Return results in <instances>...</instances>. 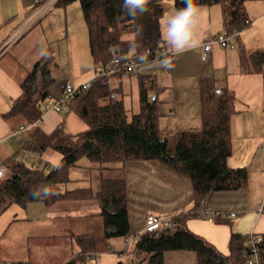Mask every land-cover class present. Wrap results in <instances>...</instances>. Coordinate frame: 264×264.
Returning a JSON list of instances; mask_svg holds the SVG:
<instances>
[{"label":"trees","instance_id":"16d2710c","mask_svg":"<svg viewBox=\"0 0 264 264\" xmlns=\"http://www.w3.org/2000/svg\"><path fill=\"white\" fill-rule=\"evenodd\" d=\"M75 0H58L66 5ZM88 33V45L94 73L107 66L112 58L120 63L133 58L142 63L152 60L162 49L159 19L164 11V0H148V11L131 18L122 9L123 0H77ZM175 8H182L185 0H171ZM249 0H194L197 4H218L222 10V27L225 35L239 32L250 24L246 11ZM132 33L130 41L123 35ZM241 73H258L264 69V50L238 49ZM56 63L52 56L38 59L19 82L20 93L12 99L9 109L1 114L12 128L22 123L32 124L41 117L43 101L52 97L50 85ZM97 74L87 88L77 92L65 105L86 127L74 134L64 130L60 121L46 132L40 124L30 126V138L21 143L28 150L43 152L51 148L60 153L55 166L46 170L48 163L39 168L25 163L15 154L0 161L5 173L0 178V213L10 204L24 207L27 203L42 202L52 205L59 202H93L95 214L101 221L104 238L128 237L133 230L127 217L124 177H108L104 170L122 169L127 161L158 162L190 179L194 204L206 206L211 195L220 191L242 190L248 184L246 167H232L227 159L231 154L230 119L235 112L234 95L226 85H218L211 74L198 78L200 126L174 133L172 142L161 133L155 98L148 97L151 82L139 79V109L128 115L119 88L111 90L107 80L111 75ZM72 166L97 171L99 185L92 184L60 190L69 180ZM93 171V172H92ZM95 174V175H96ZM194 216L190 211L171 216L170 226L137 234L131 250L132 264H164L166 251L189 250L196 253L193 264H247L242 257L246 239L232 232L228 252L223 253L204 237L191 231L186 221ZM75 235L79 248L75 256L60 264H79L85 261L95 242L91 234ZM258 244L261 263L264 264V234ZM6 264H33L29 261H12ZM84 264H87L84 262Z\"/></svg>","mask_w":264,"mask_h":264},{"label":"crops","instance_id":"0c3cea01","mask_svg":"<svg viewBox=\"0 0 264 264\" xmlns=\"http://www.w3.org/2000/svg\"><path fill=\"white\" fill-rule=\"evenodd\" d=\"M247 3L250 2L247 1ZM35 5V0H0V45L8 38L14 40L0 54V126L4 125L7 128L5 132L0 134V141H2L1 139L8 130L12 128L1 118V114L9 109L8 104L11 105L12 99L19 95V82L38 59L52 56L56 64L66 65L68 68V78L66 80H69L73 85L84 83L93 76V65L86 26L83 33L84 37L80 38V47L75 50V46L72 45L73 40H75V34L71 32H75V20H70L68 17L67 5L58 7L57 4H53L36 19L32 15ZM198 5L203 11L201 21H207L205 18L207 11L209 17H211L212 9H217V20L222 24L221 7L214 8V5L218 4L208 6L203 4ZM54 7H58L57 11L64 18V48H57L58 52H64V58L61 60L55 51L56 40H52V36L54 35L50 32L55 27L50 25L51 30H49L48 19H46L47 13ZM175 10L168 6V9L165 10L164 8L163 14L166 12L171 13ZM251 15L254 21L261 23L259 31L264 32V11H254ZM159 25L161 30L160 19ZM242 30L237 32L233 38L238 45L236 51L234 50L235 45L233 46V43H230V47H224L223 51L218 47L217 43H213L206 59L201 58V50L203 42L210 35L203 37L200 47L185 52L180 56H175L173 51L165 50L169 53L172 67L168 70L163 69L165 74H171V77L167 80L164 78V82L160 83L158 80L156 81L152 74H147L146 72L143 74L136 73L138 84L139 79L143 78L154 86L152 89H148L151 90L150 92L148 91V97L155 98L156 100L159 113L158 125L164 136L178 130L196 129L200 126L199 90L198 83H194V80L198 81L199 76L211 74L217 78L218 85L227 86L235 98V112L230 119L231 154L227 159V163L232 167H242V164L246 162L248 167H244L248 171L247 187L242 190L215 192L211 195L206 206L200 205L194 208L191 182L187 176L163 163L144 162L141 160L127 161L122 165V169H119L121 166L118 165L119 167L115 171L119 173L118 175L122 173L125 180L127 217L132 227L133 235L137 236L138 233L143 231L144 218L148 214L156 215L162 219H170L171 216L187 211L194 214V216L187 219V227L214 244L223 253H227L229 250L228 240L232 232L239 233L245 238L248 233L256 235L264 234V150L260 148V143L264 137V103L250 104L243 102V108L241 110L237 109L235 106L237 97L228 78L229 75L220 77L213 71V58L218 52H222L219 54L224 55L226 63L229 60L233 64L234 61L237 63L235 71L239 75H243L240 77L241 81L244 77L247 79L251 75L248 81L260 83L264 94V69L258 73L248 74L241 73L239 70L238 49L240 45L248 51L264 50L262 46H260L261 48H248L242 44L240 35L246 33L245 30ZM227 36L230 42L231 38L229 35ZM75 52L78 53V61L76 62H79L77 74L75 73ZM194 55L198 57L199 66L188 65L189 59ZM209 58L212 60L211 65H207L206 63ZM183 69L188 72H183ZM225 74H228L227 71H225ZM258 74L261 76H254ZM129 75L115 74L109 76L107 80L111 90L119 88L122 98H124L125 86L127 84L126 81H123V77L126 78ZM185 77L187 78L183 81L182 78ZM158 78L161 79L160 77ZM186 82H191L190 87H186ZM60 85L62 87V82ZM52 112L56 113L52 110L42 113V122L44 116ZM8 139H5V141ZM251 140L254 143H250ZM86 169L88 171L89 184L95 181V186L97 187L99 185V176L97 174L93 175L88 168ZM60 203L63 204L61 205ZM71 205H75V207H79L82 210L90 207L92 210L90 214H86V210L79 211V214L76 215L77 217L75 216V219H78L75 229L71 228V221L66 220L67 218L63 219V217H66V213L59 215V212L57 213L53 210V207L67 208L71 207ZM23 209L27 220L30 218L37 219L35 224L29 228L31 230L30 235H39L34 237L69 238L64 240V247L72 252L69 259L75 256V252L79 248V244L69 235L71 233L91 234L89 239H93L95 242V249L90 251L89 254H96V256L98 253L107 250L117 252L118 256H121L126 250L125 246L128 245V242L124 239L125 237H122L120 240L117 239V236L104 238L100 230L99 238H103L99 242L96 233L91 231L86 232L84 231L85 229H81L83 227L80 225V222L83 219H90V224L96 222L97 216L95 214L98 212V207L93 202L67 201L49 206L42 202H31L27 203ZM223 212H233L235 215L223 217L221 215ZM69 215L67 214V216ZM210 215H213L214 218L209 219ZM32 221L34 222V220ZM196 258V253L189 250L166 251L163 255L164 264H193ZM77 262L79 264L87 263L86 260L83 261L81 259ZM95 264L98 263L95 261ZM100 264L104 263L101 262Z\"/></svg>","mask_w":264,"mask_h":264},{"label":"rangeland","instance_id":"374dc122","mask_svg":"<svg viewBox=\"0 0 264 264\" xmlns=\"http://www.w3.org/2000/svg\"><path fill=\"white\" fill-rule=\"evenodd\" d=\"M250 3L246 4V11L248 18L250 19V24L245 27L243 30L246 31V33L240 35V41L242 44H244L248 48H254L260 46L264 47V32L259 31V27L261 25L260 22H256L253 20L251 13L253 14L254 11H264V1H257V0H249ZM253 2V3H251ZM258 2V3H256ZM251 4V6H250ZM257 4V5H252ZM67 8V15L70 18V20H75V40H73L72 45L75 46V50H77L80 43V38L82 36L84 37V29H85V22L82 18L81 14V8L79 5V2L77 0L71 1L66 4ZM61 5H58V7ZM163 6L166 9H168V6L172 7V9H177L174 7L173 2L171 0H164ZM247 6H249L247 8ZM58 7H54L50 12L47 13L46 19H48V28L50 29V25H53L55 29H52L50 32L52 33L53 39L56 40L55 45V51L58 53L60 60L64 58V52H58L59 47L64 48V18L60 16L59 12L57 11ZM214 8H220L219 5H214ZM217 9H212L211 17L208 15L205 16L206 20H202L200 23V32L202 37L210 35V36H217L219 34H224L222 24L219 20H217ZM172 11L171 13H173ZM171 13H164L161 15L160 18V24L162 26L163 22L167 18V16ZM50 14V17H49ZM219 17V16H218ZM254 23L252 24V22ZM70 22V21H69ZM263 23V20H262ZM242 30V31H243ZM237 34V32H233L229 34L230 36V43H233L234 50H237V44L235 42L234 36ZM208 37V36H207ZM123 38L125 40L130 41L132 39V33L127 32L123 35ZM218 44V43H217ZM54 45V44H50ZM58 46V47H57ZM161 50H167L172 51L171 47L168 45V43L164 40L163 43H161ZM218 47L223 51L224 47H222L220 44H218ZM54 48V46H52ZM63 48H61L63 50ZM170 48V49H169ZM218 52L214 58H213V64L214 68L213 71L220 77H223L224 75H229L228 78L231 81V85L233 89L235 90V94L237 97L236 101V108L241 110L243 108V102H248L250 104H259L264 103L263 98V91H262V85L260 83H252L248 81L250 80L251 75H247V79L245 77L241 81L240 77L243 75H239L237 71H235L237 67V63L234 61V64L229 60L226 63V60L224 59V55H221ZM61 55V56H60ZM78 61V53L75 52V73L77 74L79 71V62ZM159 61L157 59H152L150 61L138 63L137 66L133 68V71L129 73L130 75L128 77H123V81H126L127 84L125 86V92H124V106L128 113V115H131L132 113H135L139 109V84H138V76L137 73L143 74H152L156 81L158 80L160 83L164 82V78L167 80L171 77V74H165L163 69L160 67H151V65L148 64H155ZM207 65L212 64L211 58H209L206 61ZM189 66H199L198 57L195 55L189 59L188 62ZM183 72L187 73L188 71L183 69ZM225 71H227L228 74H225ZM94 75V71H93ZM52 76L54 77L52 84L50 85V94L52 95V98H58L60 95V89H61V82L62 85L65 82V80L68 78V68L64 64L57 63L55 67L52 69ZM255 77H260L261 75H254ZM93 77V76H92ZM160 77L161 79H159ZM187 77L182 78L184 81ZM90 78L89 80H91ZM86 82V81H85ZM148 82V81H147ZM194 83L197 84L198 81L194 80ZM224 83V82H223ZM186 87H190L191 82H186ZM169 89V88H168ZM149 92L151 90H148ZM3 105V103H1ZM10 107V105L8 104ZM59 121H62L64 123V130L68 134H74L78 131L83 130L86 125L78 119L72 112H66L65 108L63 107L60 111L54 113H48L44 116L42 124H40V127L43 131H50L52 130ZM25 124V123H22ZM1 125V124H0ZM7 128L2 125L0 126V134L5 132ZM30 129H27L21 136L20 141L17 142L12 139H8L7 141L2 140L0 141V161L6 159L8 156L15 154V157H19L20 153L22 152V148L20 143L23 141H26L30 137L29 133ZM174 133L172 134H166L167 138L169 139V142H172ZM264 139V137L262 138ZM252 142V140L250 141ZM252 145V144H251ZM60 153L58 151H55L51 148H45L43 152L41 153V157L45 158L47 160V167L46 170L51 169L53 166H55L60 158ZM25 163L30 165L31 162L29 160H25ZM242 166L248 167L246 162L242 164ZM97 171L93 172V175H95ZM119 173L113 170H104L103 175L108 177H116ZM88 171L86 168L82 166H72L69 169L68 176L69 180L61 184L60 190H69L73 189L75 187H81V186H87L89 185L88 180ZM93 187H96L95 181L91 183ZM61 205L63 203H60ZM73 204V203H71ZM68 206H70L68 204ZM79 207H75V205H71V207L67 208H56L53 207L54 212H59V215H63L66 213V217H63V219L67 218L66 220L71 221V228L75 229V225L78 224V219H75V216L79 214L80 209ZM59 210V211H58ZM84 210V209H83ZM82 210V211H83ZM86 214L91 213V208L88 207L85 209ZM84 210V211H85ZM52 212V211H51ZM53 212V214H54ZM24 209L21 205L12 203L10 204L6 209H4L0 213V264H6L12 261H29L33 264H60L67 259H69L72 252L67 250L66 247H64V240H67L69 238H53V237H34L39 235H30V229L33 224H35V219H28L24 215ZM56 214V213H55ZM67 214L70 215L67 216ZM77 217V216H76ZM34 220V222L32 221ZM90 219L86 218L83 219L80 222V225H82L86 232H93L96 233V237L99 238V233L101 230V221L97 217L96 222L94 224H90ZM91 226V227H90ZM74 233V232H73ZM72 236V238L75 240V236L73 234H69ZM136 235L129 236L128 245H124L126 247V250L123 255L118 256L117 252H112L111 250H107L105 252L96 254H89L88 258L86 259V262L88 264H100L101 262L104 264H132V254H130L133 243L136 239ZM103 237H100L98 241L100 242V239ZM122 237L117 236V239L120 240ZM103 240V239H102ZM72 241V239H71ZM76 250V246H75Z\"/></svg>","mask_w":264,"mask_h":264},{"label":"built area","instance_id":"2783aa9c","mask_svg":"<svg viewBox=\"0 0 264 264\" xmlns=\"http://www.w3.org/2000/svg\"><path fill=\"white\" fill-rule=\"evenodd\" d=\"M58 0H35V7L32 12V15L34 18H38L45 10H47L50 6L53 4H56ZM233 33V32H232ZM14 40H10L8 38L0 45V54L2 51L8 47ZM213 43H218L223 47H230L231 44L228 40L227 35L219 34L217 36H209L205 39V41L202 44V50H201V58L206 59L209 50L211 49V46ZM165 57L169 58V53L164 50H159L158 53L155 55L154 59H157L160 61L161 59H164ZM138 62H136L133 58H129L126 62L120 63L118 58H112L110 63L105 66L99 68L93 75L95 77L97 74H114L117 72H120L122 75H129L133 71V68L137 66ZM165 70V69H164ZM168 70V69H167ZM92 77V78H93ZM91 80H88L84 83H81L79 85H73L69 80H66L62 87L61 92L58 98H52L48 97L46 98L43 103V112L46 113L49 110L58 112L60 111L67 102L79 91L82 89H85L89 86ZM42 122V118L39 117L37 120L32 122V124H21L15 128H10L8 132L3 136L1 140L5 139H12L17 142H21L20 138L22 134L32 125L40 124ZM21 145V143H20ZM22 152L20 153V158L22 160H29L33 165H37L39 168L44 167L47 163V160L45 158L41 157V152L37 150H28L22 147ZM260 148L264 150V139L260 143ZM5 173V167L3 164H0V178L3 177ZM215 215V214H213ZM210 215L209 219H213L214 216ZM223 217L226 216H234L235 214L233 212L221 213ZM171 223L169 222V219H162L156 215L148 214L144 218V227L143 230L145 231H151L157 228H160L162 226H170ZM246 246L242 250V257L245 259L247 264H262L261 263V257L259 252L258 244L263 240L262 235H256L254 233H248L246 237ZM126 242L129 241V236L124 238Z\"/></svg>","mask_w":264,"mask_h":264},{"label":"clouds","instance_id":"9594fccd","mask_svg":"<svg viewBox=\"0 0 264 264\" xmlns=\"http://www.w3.org/2000/svg\"><path fill=\"white\" fill-rule=\"evenodd\" d=\"M147 5L148 0H123L122 9L129 17L136 18L148 11ZM202 17L203 11L194 0H185L182 8L176 9L167 16L162 24L161 35L175 56L201 46L203 37L200 32V22ZM148 65L167 70L172 67V62L165 57L158 63Z\"/></svg>","mask_w":264,"mask_h":264}]
</instances>
